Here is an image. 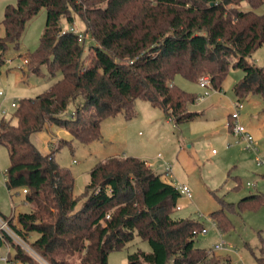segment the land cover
<instances>
[{"label":"trees","instance_id":"obj_1","mask_svg":"<svg viewBox=\"0 0 264 264\" xmlns=\"http://www.w3.org/2000/svg\"><path fill=\"white\" fill-rule=\"evenodd\" d=\"M244 1L250 9L239 7ZM263 3L15 0L6 5L0 22V72L9 45L18 48L28 23L45 9L38 47L19 56L37 75L42 66L52 75L62 74L43 92L20 98L11 117L0 120V143L10 158L6 187L27 189L23 192L30 205V211L17 217H3L25 239L38 234L31 246L48 264H109V254L137 235L151 250L129 253L127 264H233L230 256L195 246L203 222L173 216L181 193L146 159L112 155L100 160L77 197L72 169L55 158L59 147L44 153L32 135L56 125L89 144L102 138L105 118L119 113L134 117L139 98L161 108L175 124L191 121L200 115L190 109L198 95L175 83L179 74L196 82L208 76L220 90L230 67H239L244 75L233 86L238 100L250 93L264 99V65L249 60L264 45V12H256ZM74 14L85 23L84 35L94 39L87 52L85 37L80 40L76 32L63 29V20L74 22ZM262 204L264 194L256 192L242 198L238 208ZM229 205L210 212L221 232L233 227L227 209L234 207ZM4 238L16 249L13 260L43 264L9 236ZM252 253L264 264V238L259 254Z\"/></svg>","mask_w":264,"mask_h":264},{"label":"rangeland","instance_id":"obj_2","mask_svg":"<svg viewBox=\"0 0 264 264\" xmlns=\"http://www.w3.org/2000/svg\"><path fill=\"white\" fill-rule=\"evenodd\" d=\"M14 1L0 0V22L4 17L6 5ZM239 7L245 10L251 8L246 1ZM256 12H264V3ZM45 22L46 11L42 9L28 23L19 47L9 45L7 61L0 72V120L3 117L10 118L14 113L12 101L19 102L22 97H34L62 77L60 71L55 75L50 74L46 66L41 68L42 75H37L29 71L26 60L19 56L27 50H36ZM69 26H74L83 33L86 27L84 21L76 14L72 23L63 20V28ZM3 34L4 29L0 25V35ZM85 41L87 52L94 39L91 34H87ZM249 60L259 66L264 65V45L259 47ZM243 75L241 68L231 66L220 90L212 84L202 87L200 80L196 82L177 75L174 81L178 86L198 95L197 101L190 105V109L200 115L188 122L175 124L161 108L139 98L135 101L134 117L127 118L123 113H119L103 120L100 140L83 144L68 130L56 125L35 133L33 140L40 148L45 147L47 137L54 134L55 143L51 150L59 147L55 158L61 165L72 169L76 178L73 192L77 197L85 191L90 181L91 169L109 156L141 155L147 158L150 166L159 170H162L161 164L164 161L171 163L177 184L188 185L193 194L192 198L181 194L178 199L180 208L175 209L173 216L195 218L209 229L207 233L201 232L197 235L195 246L210 249L223 240L226 248L217 253L230 256L232 262L258 264L252 250L258 255L261 238H264V204L257 209H240L238 204L249 194H264V162L259 164L255 160L256 153L246 149L245 144L240 142L228 127L232 120L230 113L234 109V103L239 101L233 86ZM207 90L209 93L203 95ZM241 101L244 108L240 114V123L246 126L258 141V154L264 160V99L260 94L250 93ZM73 108L71 105L66 115L69 116ZM2 109H7L8 113L3 115ZM13 122H16V118ZM65 140L71 142L67 144ZM9 164L8 149L0 143V214L17 217L19 213L30 211V205L25 200L22 189L9 190L6 187V169ZM162 178L166 180L163 174ZM81 203L82 201L79 206ZM229 203L234 207L233 210L227 209L233 227L221 232L212 224L210 212L221 207L230 208ZM37 236V233H31L27 239H23L31 245ZM138 249L149 252L151 246L147 240L137 235L123 248L112 251L108 262L127 264L128 254ZM15 252V247L2 239L0 264H24L13 260ZM9 254L11 260L4 261L2 257Z\"/></svg>","mask_w":264,"mask_h":264},{"label":"built area","instance_id":"obj_3","mask_svg":"<svg viewBox=\"0 0 264 264\" xmlns=\"http://www.w3.org/2000/svg\"><path fill=\"white\" fill-rule=\"evenodd\" d=\"M64 30H69V31H74L79 35L80 40L84 39L85 35L82 32H79L74 26H69L67 28H63ZM200 85L202 87H209L211 84L210 78L208 76H204L200 78ZM209 91L207 90L203 95L208 94ZM202 95V96H203ZM201 96V97H202ZM18 102L17 101H12L11 106L12 107H17ZM233 111L231 112V130L235 133V135L239 138V141L245 144V148L253 151L256 153L255 160L261 164L264 162V160L259 156L258 151H259V144L258 141L254 138L252 132L243 124L240 123V114L242 109L244 108V104L242 103L241 100L237 101L234 103ZM8 113L7 109H2V114L6 115ZM161 155H159L160 157ZM150 165V164H149ZM162 173L166 177V179L174 184L176 188L180 191L181 194L186 195L188 198H192L193 194L190 189V187L186 184H177L176 182V176L174 174L173 170V165L171 163H168L164 161L162 164ZM24 192L27 191V189H23ZM180 206H177V209H179ZM212 224L217 227L216 221L212 220ZM209 229L207 227H203L202 231L203 233H207ZM9 236L12 240L17 242L21 247H23L27 252L35 256L40 262L43 264H48L41 255H39L35 249L29 245L22 237L19 235L10 225L7 219H5L1 214H0V237L5 239V236ZM226 248L225 241H221L220 243L215 244V246L212 248L213 251H219L222 249ZM4 261L9 260V255L2 257ZM233 264H241L239 262L234 261Z\"/></svg>","mask_w":264,"mask_h":264},{"label":"crops","instance_id":"obj_4","mask_svg":"<svg viewBox=\"0 0 264 264\" xmlns=\"http://www.w3.org/2000/svg\"><path fill=\"white\" fill-rule=\"evenodd\" d=\"M28 97V96H27ZM12 103V102H11ZM231 114V113H230ZM228 127H229V130H231V128H230V125H228ZM50 128H52V125L50 126ZM33 136H34V134L32 135V140H33ZM55 136H54V134L53 135H49L48 137H47V146H43V147H39L35 142H34V140H33V142L38 146V148L40 149V150H42L44 153H48V152H50V150H51V147L53 146V144L55 143V138H54ZM126 156V155H125ZM134 156V155H133ZM137 157H140V158H144V159H146L147 160V158H145V157H143V156H141V155H138ZM159 170V169H158ZM161 172L163 171V169L162 170H160ZM165 180V179H164ZM167 180V179H166ZM168 181V180H167ZM10 253V252H9ZM9 257H10V254H9Z\"/></svg>","mask_w":264,"mask_h":264}]
</instances>
